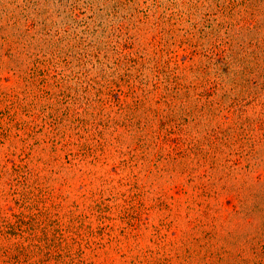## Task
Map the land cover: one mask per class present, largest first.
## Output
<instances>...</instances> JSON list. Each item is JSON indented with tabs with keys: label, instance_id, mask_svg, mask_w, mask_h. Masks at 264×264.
Returning a JSON list of instances; mask_svg holds the SVG:
<instances>
[{
	"label": "rangeland",
	"instance_id": "1",
	"mask_svg": "<svg viewBox=\"0 0 264 264\" xmlns=\"http://www.w3.org/2000/svg\"><path fill=\"white\" fill-rule=\"evenodd\" d=\"M0 264H264V0H0Z\"/></svg>",
	"mask_w": 264,
	"mask_h": 264
}]
</instances>
